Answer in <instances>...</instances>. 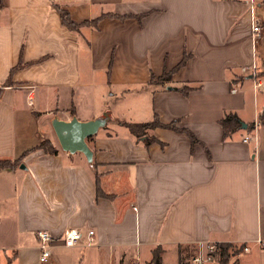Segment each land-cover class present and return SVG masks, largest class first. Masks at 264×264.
Wrapping results in <instances>:
<instances>
[{
  "label": "crops",
  "instance_id": "crops-1",
  "mask_svg": "<svg viewBox=\"0 0 264 264\" xmlns=\"http://www.w3.org/2000/svg\"><path fill=\"white\" fill-rule=\"evenodd\" d=\"M56 7L75 22L106 16L69 30ZM263 106L264 0H0V160L16 161L0 169V264H43L36 232L69 228L92 229L94 244L55 242L47 264L146 263L158 248L161 264H180L221 242L248 246L237 264H264ZM232 112L256 140L224 138ZM156 114L196 141L163 127L137 138L117 122ZM72 117L105 119L91 162L37 147L56 145L54 118Z\"/></svg>",
  "mask_w": 264,
  "mask_h": 264
},
{
  "label": "trees",
  "instance_id": "trees-1",
  "mask_svg": "<svg viewBox=\"0 0 264 264\" xmlns=\"http://www.w3.org/2000/svg\"><path fill=\"white\" fill-rule=\"evenodd\" d=\"M58 13H59V17L61 18V21L63 23V25L68 28L69 30H77V28L81 25H85V24H93L96 25L97 21L101 18H103L106 15H102L101 17L98 18H94L92 19V21H83V22H75L71 19V17H69L68 12L65 9H61L60 7H56ZM108 16H113V17H117V18H125V17H130L133 15H122V16H118L116 14L113 13H109L107 14ZM142 16V15H141ZM140 15H138L137 17H141ZM187 55H184L182 60L180 61V63L176 66V68L182 66L185 64V61L187 60ZM171 74L170 73H164L162 74L160 77H158L156 80L154 76L151 77L150 83H153V81L155 82H159V83H163V82H168L170 80ZM178 91H180L181 93H183L184 95L188 94L191 89L190 86H181L179 88H174ZM264 110L262 111V113L260 114V118L258 121L259 125H262L264 122ZM119 124L128 127V129L130 130V132L136 136L137 138H141L143 135H146V131L148 129H154L156 127H163V128H169V129H178L176 128V122L177 121H172L170 124H164L162 123L157 114L154 115L152 117V119L150 121H146V122H141V123H131V122H125V121H117ZM220 124L222 125V130H223V135L224 138H228L233 131L236 130H241V120L239 117H237V115L232 112V113H226L224 114V116L222 117V119L220 120ZM253 123L249 124L247 126V128L245 129V132H250L253 128ZM182 132H184L185 134H188L189 137L191 138V141L195 142L196 138L195 136L186 129H178ZM91 138L88 137L87 138V143ZM151 141H153V139L151 137H146V139L144 140V143L147 145L149 144ZM37 147L42 148L46 153L52 154V153H56L57 152V148L53 145V143L48 140V139H42L39 141ZM16 161L12 162L9 159L6 160H0V169H7V168H11L13 167L16 163ZM216 245V257H217V262L220 264H227V259L229 257H232L239 249L240 245H234L231 243H225V242H221V243H217ZM161 249L158 248L156 250H154L153 254H152V264H161ZM187 255V254H185ZM185 257L186 256H182L181 257V261L180 264H187L185 262Z\"/></svg>",
  "mask_w": 264,
  "mask_h": 264
},
{
  "label": "built area",
  "instance_id": "built-area-1",
  "mask_svg": "<svg viewBox=\"0 0 264 264\" xmlns=\"http://www.w3.org/2000/svg\"><path fill=\"white\" fill-rule=\"evenodd\" d=\"M262 30V26L258 22H253L252 24V32L254 38H257ZM254 68V67H252ZM257 86H260V83H257ZM256 127L254 126L252 132L243 137V142H248L252 139L256 140ZM38 249H39V262L43 264L49 263V259L52 254V249L54 247L55 242H59L66 248L70 247H78L82 245H92L94 244V231L92 229H88L82 231L77 228H69V230L65 231L60 237H53L49 231L40 229L35 234ZM242 252H248V246H240ZM262 249L264 250V244H262ZM216 245L215 244H207L204 250H200L192 257V264H207L217 262L216 257ZM236 255V253L234 254Z\"/></svg>",
  "mask_w": 264,
  "mask_h": 264
},
{
  "label": "water",
  "instance_id": "water-1",
  "mask_svg": "<svg viewBox=\"0 0 264 264\" xmlns=\"http://www.w3.org/2000/svg\"><path fill=\"white\" fill-rule=\"evenodd\" d=\"M51 124L62 151L83 153L88 162L92 161L93 153L88 146L87 138L96 134L97 130L106 124L104 118L97 117L86 121H79L76 117L66 121L54 118ZM246 127L247 125L242 122L241 129ZM20 168H24V165L22 164Z\"/></svg>",
  "mask_w": 264,
  "mask_h": 264
},
{
  "label": "rangeland",
  "instance_id": "rangeland-1",
  "mask_svg": "<svg viewBox=\"0 0 264 264\" xmlns=\"http://www.w3.org/2000/svg\"><path fill=\"white\" fill-rule=\"evenodd\" d=\"M96 77H97V83L99 84V88L101 87L102 90L105 89V77H104V73L101 72V73L97 74ZM102 92H103V91H102ZM122 110H123L122 113L126 115V113H125V109H122ZM55 144H56V145H55L56 148L58 147V149H59L60 147H59V144H58L57 139H55ZM239 252H242L241 248L238 249V251L236 252V256L229 257V258L227 259V264H237V262H235V260L240 261L241 258L243 257V253H239ZM191 254H192V255H191ZM191 254H190V255H187V258H186V260H185V262H186L187 264H191V258H192V256H193V253H191ZM239 254H240V255H239ZM237 255H238V256H237ZM122 264H152V260H151V262H146V263H145V262L135 261V259H131V260H122ZM169 264H172V262L169 261ZM214 264H219V263L214 262Z\"/></svg>",
  "mask_w": 264,
  "mask_h": 264
}]
</instances>
